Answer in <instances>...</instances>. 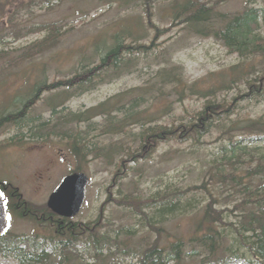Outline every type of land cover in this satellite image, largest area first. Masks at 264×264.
<instances>
[{"label": "rangeland", "instance_id": "1", "mask_svg": "<svg viewBox=\"0 0 264 264\" xmlns=\"http://www.w3.org/2000/svg\"><path fill=\"white\" fill-rule=\"evenodd\" d=\"M134 1L0 0V38H2L0 50L6 51L5 57L0 58V120L4 111L14 110L26 100L28 102L31 100L33 104L30 110H24L22 116L29 111V117L35 118L40 115L44 121L49 120L50 111L46 106L47 101L59 94L58 90L63 92V96L67 95L59 85L69 83L70 78L77 71L88 69L93 63L96 65L100 63L108 47L113 45V37L117 34H122L123 39L128 40V44L132 42V38H135L138 44L149 46L146 51L134 56L137 70L124 74L117 80H105L96 90L85 94L79 93V86L74 83L65 101L70 111L87 110L117 93L127 92L130 89L138 90L145 86L160 67L166 65H182L190 84L198 82L201 84V89L207 90L223 80L218 78L222 73L227 74V80H231L234 75L232 68L245 62L244 58L232 54L216 39L190 34L185 30V25L174 21L171 8L177 0H157L150 13L145 11L144 4L130 8L128 4L131 5ZM198 1L214 6L218 12L227 14L241 12L247 2V0ZM172 24L178 26L173 27ZM261 26V33L264 35V25ZM157 28L168 31L163 34ZM121 31L124 32L120 33ZM50 36L49 43H44ZM21 54H28L29 58L20 60ZM249 60L261 64L260 68L264 70V55H257ZM248 88V85H241L235 89L231 87L229 90L221 91L214 98L220 107L215 110L216 114L212 122H206L208 135L201 143L178 144V140L164 141L156 153L147 155L138 163L130 160L126 167L120 161L111 163L110 160L104 159L103 155L101 158L92 155L87 159L79 155L80 159H75L69 149L71 145L69 135L72 133L66 127L62 132L65 137L52 135L48 136L45 142L38 140L23 142L24 146L26 144H29L28 147L36 146V149H29L24 146H14L11 139L19 131L13 126L2 124L0 125V181L16 187L25 197L24 200L41 211L64 177L74 171L84 172L89 176L91 184L88 188L86 205L74 220L75 223L80 222L85 225L96 223L100 219L98 230L105 232L111 229V235H114V231H118L120 226L131 228L136 231L134 236L120 237L128 244L153 242L158 238L162 246L175 244L178 237L187 238L192 235L196 215L181 216L162 223L160 225L162 231L159 235L158 227L152 229L144 227L141 209L154 195L157 199L158 196L165 195L168 191L164 189L168 187L187 191L189 188L206 183V187L210 189L215 179L218 181L222 179L221 172L231 170V167L226 165L221 166L219 170L216 169L215 162L220 161L224 155L226 158H233L237 163L235 167L240 179L244 178L241 171L253 163V157L256 156L258 160L264 157V144L256 146L252 141H243L239 147H246L247 150L241 154L234 155L230 151L232 141L229 139L236 138L238 141L242 139L240 136L242 129L249 126L247 120L264 121V101L261 99L260 102H245L244 95L248 92ZM137 92L138 95L141 94L142 89ZM158 94L159 92L154 91L148 96L152 105L155 103L161 110L166 108L163 105L165 102L171 99H175L176 102L179 98L171 95L156 102ZM61 97L57 96L56 99ZM210 100L190 95L183 102L173 105L171 109L173 113L166 120L180 117L186 112L191 115L203 112L206 103ZM228 103L231 104L228 114L234 113V115L225 120L227 127L223 129V121L218 116L223 118L220 110ZM96 122L101 123V119ZM97 128L98 131L93 129L89 132L91 134L89 140L98 138L95 144L99 152L106 144L114 147L123 140L128 146V134L104 137L100 136L101 127L97 125ZM84 129L82 125L75 131H84ZM46 132L51 133L52 130L46 129ZM81 137L84 135L82 134ZM79 148L81 154L83 149L81 142ZM246 152H250V155ZM243 182H246V179H243ZM227 183L234 184L229 181L221 184L216 194L226 197L225 203L233 206L242 196L239 192H235L234 188H227ZM187 195H198L197 198L202 196L203 203L207 202H204L207 198L210 199L205 190L190 191ZM128 200L134 203L125 207L124 201ZM12 212L13 217L11 216L7 223L8 234L55 238V226L22 218L17 216L14 210ZM232 219L234 222V218ZM83 253L85 261L90 262L92 251H83ZM122 257L114 264L137 262V258L131 260L130 257ZM0 264L20 263L13 256H0ZM230 264L249 263L234 261Z\"/></svg>", "mask_w": 264, "mask_h": 264}, {"label": "trees", "instance_id": "2", "mask_svg": "<svg viewBox=\"0 0 264 264\" xmlns=\"http://www.w3.org/2000/svg\"><path fill=\"white\" fill-rule=\"evenodd\" d=\"M156 2L157 0H135L128 6L132 8L144 4L145 11L150 13ZM171 11L174 14V21L185 25L188 33L214 38L232 54L245 59V62L232 68L234 75L231 80H227V74L222 73L218 76L219 79H223L219 83L221 85L217 84L204 90L198 82L190 84L182 65H166L160 67L145 86L138 89H142L139 95L137 89H130L110 97L98 106L76 113L58 110L60 106L58 103L52 110V118L47 121L39 115L34 120L28 114L22 116L24 111L20 110L12 115V118L5 119V122L15 128L32 122L37 128L39 138L43 140L52 135L65 137L62 132L66 127L72 133L69 135L70 148L76 157L81 155L83 159H87L94 155L101 158L103 155L104 159L110 160L111 163L120 161L126 167L130 160L138 163L147 155L156 153L164 141L178 140V144L201 143L208 135L206 122H212L215 110L220 107L214 98L223 90L248 85V92L244 95L245 102H260L261 99L264 101V70L260 68L261 64L249 60L257 55H264V35L261 33V25H264V0H247L244 9L236 14L218 12L214 6H208L198 0H177ZM157 30L161 31L159 28ZM167 31L165 29L161 32L165 34ZM122 32L124 31L120 33ZM113 38L114 44L101 58L100 63L97 65L93 63L88 69L77 71L74 77L70 78L66 86L69 90L76 83L79 86V93L85 94L96 90L105 80H117L122 75L137 70L134 56L146 51L149 46L138 44L135 38L128 44V40L123 39L122 34H117ZM50 40L51 36L44 43H49ZM27 58L28 54H22L19 59ZM253 71L255 72L252 74ZM154 91L159 92L156 102L171 95L179 98L176 102L175 99L165 102L163 105L166 108L162 106L165 109L161 110L155 103L152 105L148 96ZM190 95L211 100L206 103L203 112L195 115L186 112L180 117L166 120L173 113L171 110L173 105L183 102ZM230 106V103L223 105L220 110L223 118L218 116L223 121V129L227 127L225 120L234 115L228 114ZM98 119H101V123L96 122ZM247 121L249 126L242 129L240 135L242 139L240 141L236 138L229 139L232 141L230 151L234 155L247 150L246 147H239L243 141H252L256 146L264 144V121L255 119ZM82 125L84 131H75ZM97 125L102 129L100 136L128 134L129 147L123 140L114 147L106 144L99 152L95 144L98 138L89 140L91 136L89 132L93 129L98 131ZM46 129H51L52 132H46ZM82 134L84 137H81ZM80 142L83 146L81 154ZM246 154L250 155V152ZM252 159L253 163L241 171L244 176L242 179L236 171L237 163L233 158L229 159L224 155L220 161L215 162L216 169L219 170L221 166L226 165L231 167V170L221 172L222 179L220 181L215 179L211 183L212 189L207 188L206 183L189 188L186 192L168 187L164 189L168 191L165 195L158 196V199L154 195L149 199L140 212L144 216L143 224L145 228L158 227L159 235L162 223L181 216L196 215L192 235L187 238L178 237L175 244L162 246L160 238L153 242L128 244L120 237L134 236L136 231L131 228L120 226L118 231L115 230L114 235H111V229L105 232L98 230L100 219L96 223L82 225L62 220L50 213L47 208L38 211L34 206L28 205V209L33 213L45 217L42 221L46 220L48 224L55 226V238L6 234L0 237V256H13L20 264H114L116 260H121L122 255V258L126 256L131 260L137 258L134 264H229L234 260L264 264V157L258 160L255 156ZM243 179H246V182H243ZM228 181L234 184L227 183V188H234L235 192L242 196L233 206L225 203L226 197L216 194L221 184ZM216 187L217 189H214ZM194 190H205L210 199L207 198L204 201L207 202L203 203L202 196L197 198L198 195H187ZM124 202L125 207L134 203L131 200ZM79 244L86 247V252L92 251L95 263H87L79 254L77 249ZM47 247H51L53 252L48 253Z\"/></svg>", "mask_w": 264, "mask_h": 264}, {"label": "water", "instance_id": "3", "mask_svg": "<svg viewBox=\"0 0 264 264\" xmlns=\"http://www.w3.org/2000/svg\"><path fill=\"white\" fill-rule=\"evenodd\" d=\"M90 179L85 174L66 177L52 194L48 206L60 216L72 218L82 210ZM6 228V206L0 199V236Z\"/></svg>", "mask_w": 264, "mask_h": 264}, {"label": "flooded vegetation", "instance_id": "4", "mask_svg": "<svg viewBox=\"0 0 264 264\" xmlns=\"http://www.w3.org/2000/svg\"><path fill=\"white\" fill-rule=\"evenodd\" d=\"M31 101V100H30ZM29 103V102H28ZM19 107H21V106H18L17 108H19ZM29 108L30 106L29 105H26L25 106V104L23 105V109L26 111V110H29V109H26V108ZM16 108V109H17ZM16 109H14V110H11V111H9V110H6V111H4L3 113L4 114H8L9 116H12V115H14L13 114V112L16 110ZM27 114H29V112L27 113ZM18 131H19V134H20V138L21 139H23V141H31V140H35V131H36V128H35V126L32 124V122L31 123H29L28 125H26V126H22V127H20V128H18L17 129ZM13 138V140H12V144L13 145H19L18 143L16 144V142L17 141H14L15 140V138H16V135L14 136V137H12ZM18 142H20V141H18ZM29 146V144H26L24 147H28ZM29 149H36V146L35 147H32V145L30 146V147H28ZM24 150H25V148H24ZM53 164V163H52ZM41 179V178H40ZM39 179V180H40ZM6 185V183L5 182H3V181H0V192H3L5 195H4V201H5V199H7V198H12V199H14L15 197H16V195L15 194H13V193H11V190L10 189H12L11 188V186L10 185H8L9 187H10V189L9 188H6L7 186H5ZM17 209H18V211L20 212V213H22V214H24L25 216H27V217H35V215L32 213V212H30V211H28V209H23V211H22V207H21V205L19 204V203H17Z\"/></svg>", "mask_w": 264, "mask_h": 264}, {"label": "snow or ice", "instance_id": "5", "mask_svg": "<svg viewBox=\"0 0 264 264\" xmlns=\"http://www.w3.org/2000/svg\"><path fill=\"white\" fill-rule=\"evenodd\" d=\"M4 193L3 192H0V199H4ZM9 219H10V217H9Z\"/></svg>", "mask_w": 264, "mask_h": 264}, {"label": "bare ground", "instance_id": "6", "mask_svg": "<svg viewBox=\"0 0 264 264\" xmlns=\"http://www.w3.org/2000/svg\"><path fill=\"white\" fill-rule=\"evenodd\" d=\"M253 51V50H252ZM81 96V95H80ZM184 191H186V190H184ZM188 191H189V189H188ZM160 195V194H159ZM167 196V195H166ZM160 198V197H159Z\"/></svg>", "mask_w": 264, "mask_h": 264}]
</instances>
